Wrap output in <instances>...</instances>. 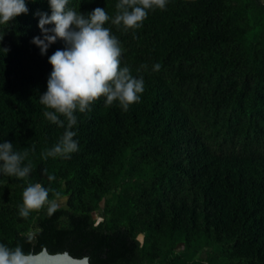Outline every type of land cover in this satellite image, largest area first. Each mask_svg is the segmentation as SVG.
I'll use <instances>...</instances> for the list:
<instances>
[{
  "label": "trees",
  "instance_id": "1",
  "mask_svg": "<svg viewBox=\"0 0 264 264\" xmlns=\"http://www.w3.org/2000/svg\"><path fill=\"white\" fill-rule=\"evenodd\" d=\"M118 2L67 7L85 16L100 7L113 18ZM26 3L27 14L0 25V143L27 152L32 170L26 179L0 172V243L66 250L90 264H264V0H168L127 32L109 20L121 67L143 78L144 91L127 111L101 97L75 112L79 150L68 158L42 155L67 121L52 123L40 103L48 57L66 44L58 38L41 54L36 13L51 9L48 0ZM199 110L214 136L225 127L231 147L210 146ZM176 182L182 192L162 202ZM35 183L66 201L51 216L46 205L21 217L23 191Z\"/></svg>",
  "mask_w": 264,
  "mask_h": 264
},
{
  "label": "clouds",
  "instance_id": "2",
  "mask_svg": "<svg viewBox=\"0 0 264 264\" xmlns=\"http://www.w3.org/2000/svg\"><path fill=\"white\" fill-rule=\"evenodd\" d=\"M48 3L51 15L36 13L40 17L38 26L43 38L33 37L32 43L40 48L42 55L58 38L65 42L66 48L57 49L48 57L52 71L47 80V90L40 96V103L51 109L44 112L49 121L65 127L64 120L60 119L62 116L67 126L60 141L42 155L44 158H68L79 150L74 139L76 132L72 130L77 125L75 112L89 111L90 105L101 97L105 98L106 106L118 101L127 111L131 104L140 101V94L144 91L143 78L137 79L131 75L129 67H121L124 49L105 25L111 20L112 24L122 26L125 32L137 30L143 26L150 10L166 9L168 0H119L113 18L100 7L85 16L68 8L69 0H48ZM28 11L26 0H0V25H6ZM49 24L54 27H45ZM160 68L156 64L153 70L159 71ZM27 156V152H14L12 142L0 143V172L26 179L32 170L31 162L27 165L23 163ZM46 205L51 216L57 210V204L49 199V190L40 183L29 184L23 191L19 215L26 218L32 211L42 210ZM28 239L31 242L32 238ZM136 239L143 244V235ZM38 255L31 251L25 253L19 244L10 248L0 243V264H37ZM90 260L89 256H84L78 264H90Z\"/></svg>",
  "mask_w": 264,
  "mask_h": 264
},
{
  "label": "rangeland",
  "instance_id": "3",
  "mask_svg": "<svg viewBox=\"0 0 264 264\" xmlns=\"http://www.w3.org/2000/svg\"><path fill=\"white\" fill-rule=\"evenodd\" d=\"M205 115H206L205 110H199L195 112V116H194L195 119L200 121L199 123L196 122L197 126L204 128V132L202 133H203L205 140L210 144L212 148L217 149V150L220 148V145L218 144V142L221 144H225L223 145L224 148L231 147L232 146L231 143L229 141L226 143V140H224L226 135L223 133V129L225 127L220 128V131L216 132L215 133L216 136H214V131L212 130V127L209 121L206 119ZM239 148H240L239 145L238 146L236 145V149H239ZM183 186H185V184H179L176 182L172 189H167L165 196H160L161 201L163 202V201H166L167 199L177 197L182 192L181 189ZM115 199H116L115 195H111L108 206L114 203ZM53 200L56 202L57 206L62 205L66 201V195L55 197ZM100 203H103V201L101 200ZM97 209L98 207H95L93 210L94 217H99L100 215L99 210Z\"/></svg>",
  "mask_w": 264,
  "mask_h": 264
},
{
  "label": "water",
  "instance_id": "4",
  "mask_svg": "<svg viewBox=\"0 0 264 264\" xmlns=\"http://www.w3.org/2000/svg\"><path fill=\"white\" fill-rule=\"evenodd\" d=\"M34 253L39 254L37 256V264H78V261L86 256H73L66 250L49 252L45 247Z\"/></svg>",
  "mask_w": 264,
  "mask_h": 264
}]
</instances>
